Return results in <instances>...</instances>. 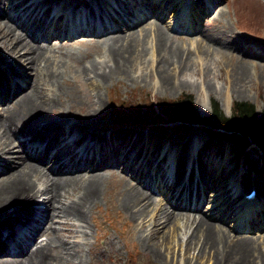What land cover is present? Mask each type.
<instances>
[{
    "label": "bare ground",
    "instance_id": "obj_1",
    "mask_svg": "<svg viewBox=\"0 0 264 264\" xmlns=\"http://www.w3.org/2000/svg\"><path fill=\"white\" fill-rule=\"evenodd\" d=\"M43 1L50 4L45 6ZM117 1L33 0L25 3L24 0H0V15L7 2H11L9 7L16 12L7 20L0 16V59L6 54L13 57L4 62L15 79L19 77L16 73L30 77L29 83H25L29 89L20 92L24 84L15 82L12 86L9 78L4 81L0 74V102L9 99L0 106V166L3 165L0 171L5 172L0 176V264H49V258L60 264H84L82 250L89 233L86 218L98 197L103 195L106 182L110 190L107 200L113 204L117 199V206L137 219L140 226L145 225L150 215V230L141 234L144 246L157 248L158 242L167 241L175 224H181L185 229L183 251L188 255L192 253L197 258L207 255L214 259L213 264H264V181L256 168L258 162L262 165L264 156L254 159L247 152L228 151V147L202 137L192 146L191 134L186 138L190 145L189 141L185 142L173 151L164 150L150 133L130 131L100 133L106 142L90 143L93 136L88 131V118L101 107V85L112 75L127 72L126 66L134 54L140 52L139 41L145 37L142 31L137 34L134 26L129 27L125 2ZM193 1L196 0L177 2L184 20L189 18L188 14H199V3ZM68 5L69 10L65 8ZM77 6H81L80 9ZM223 14L218 12L219 17ZM47 18L51 20L47 22ZM36 28H40L39 35L33 34ZM152 29L156 56L161 54L157 59L158 86L182 88L188 79L180 81L175 74L185 70V73H193V67L188 66V54L168 38L163 26L154 23ZM75 32L89 33L96 38L95 35L103 33L101 37L106 44L103 51L100 50L104 57H92L81 63L80 73H75L71 82L63 68H67L68 61L75 60V56L65 47L84 43L85 39L81 36L70 41L69 35ZM201 36L208 49L209 43H215L218 46L211 51H220L227 61H231V57L235 60L234 85L240 86L249 58L261 57L245 46V38H237L225 26L217 35L208 28ZM229 43L234 51L221 50ZM81 73L89 82L76 77ZM126 77H134L130 69ZM77 80L81 95L74 87ZM77 97L82 101L80 108H87L84 115H72L63 108L65 101L71 104ZM51 112H55V116H50ZM66 134L70 140L61 142L59 139ZM63 155L67 156L63 159ZM212 159L222 165L216 171H225L228 167L234 172L228 185L220 187L225 195L216 198L232 200L239 216L234 228L258 230L262 234L261 245L253 236L225 232V227L222 229L219 225L224 218H217L218 214L213 211L209 215L197 211L200 202L206 200ZM116 166L120 168L118 173L114 170ZM142 173L148 177L143 179L144 185L132 184L127 178ZM246 185L257 189L255 197L244 199L245 192L242 193L240 187ZM157 189L163 192L164 203L152 194ZM170 196L175 198L170 201ZM42 202L47 211L41 214L38 203ZM55 216L77 221L73 224L75 228L56 237L46 234L44 241H37L40 229L35 220L48 218L50 226ZM70 236L76 239L70 240ZM56 246L61 248L59 253L52 252ZM230 255L234 263L227 258ZM164 264L170 263L164 261Z\"/></svg>",
    "mask_w": 264,
    "mask_h": 264
},
{
    "label": "rangeland",
    "instance_id": "obj_2",
    "mask_svg": "<svg viewBox=\"0 0 264 264\" xmlns=\"http://www.w3.org/2000/svg\"><path fill=\"white\" fill-rule=\"evenodd\" d=\"M17 1L22 2L23 0ZM31 1L33 0H24L25 3ZM122 1L125 2L124 5L127 7L124 12H129V27L134 26L133 28L137 30L136 33L138 34L142 31V35L145 37L139 41L141 45L140 52L134 54L129 66H126L127 72L130 69L134 77H126L127 72L122 75L114 74L101 85L99 89L101 107L97 113L90 114L93 116L88 118V121H90L88 131L93 136L90 141L98 144L105 143L106 138L100 137V133H119L122 131H130L131 133L140 132L141 134L150 133L155 141L162 144L164 150L170 149L173 151L175 147L178 149L185 142L189 141L188 145H190V140H186V138L187 135L191 134L193 138L192 146L193 143L202 137L203 140L216 142L222 145L223 148L228 147V151L231 149L238 154L247 152L254 159L264 156V148L258 146L259 144L256 142L248 141L244 146H240L228 139L224 140L221 134L226 131L223 128H213L204 123L203 120L198 122L169 120V115L165 113V109L159 106L166 103L169 99L178 98L181 94H188L193 99L198 116L202 118L210 116L212 104L215 101L225 116L231 114L232 103L234 101L250 102L254 105L255 112L260 113L264 106V0H196L193 2L199 3V14L196 16L188 14L189 18L186 20L179 13L180 8L177 7L178 0ZM10 3L7 2L5 11L2 10V15L0 16L3 20H7L16 13L15 10L9 7ZM77 3L78 5L84 4ZM43 4L47 6L50 3L43 1ZM77 7L80 9L81 6ZM65 8L69 10L71 7L68 5ZM219 11L224 13L221 17L218 16ZM49 20L51 19L47 18V22ZM154 23L163 26V29L169 36L168 38L178 43L190 58L188 66L193 67V73H185L187 71L185 70L179 75L175 74L176 79L179 78L180 81L188 79L183 82L182 88H160L156 82V70L159 66L157 59L160 58L161 54L158 53L156 56L152 29ZM224 26L232 30L237 38H245V46L251 52L261 55L260 58H249V63L242 72L240 86L234 85L236 83L233 84L232 76L235 72L234 69L237 68L235 65L233 66L235 60L231 57V61H227L222 57L220 51L218 53L211 51L213 47L218 46L217 44L209 43L210 47L208 49L201 41L203 38L201 34L205 29L209 28L214 32V35H217ZM39 33L40 28H36L33 31V34L36 35H39ZM33 34H31L32 37H34ZM101 34L95 35L97 38L92 37V34L89 33L79 35V33L75 32L69 35L68 39L70 41H74L81 36L85 38L83 40L84 43H73L65 47V49L72 51L75 56V60H69L70 65L67 68H63L69 81L73 82L75 78L73 75L80 73L79 65L81 63L92 57L96 59L104 57L101 51H103L106 43L102 40L101 36L105 34ZM98 36L101 38L98 39ZM221 50H225L226 52L234 51L231 43L226 46V49L222 48ZM86 54H88L87 57ZM5 59L12 60L13 57L6 54L4 59H0V74L4 78L2 80L6 81L9 78L12 86L15 82L19 85L24 84L18 91L26 92L29 87L25 83H29L30 77L16 73L19 77L18 80L15 79L16 76L10 73L11 69H8L6 66ZM18 69H21V67L18 66ZM194 71L197 73H194ZM76 77L84 83L89 82L84 73L77 74ZM78 84L79 80L76 81L74 87L79 92V95H81ZM90 88H92L91 85ZM12 90V87L9 88V91L12 92ZM8 100L7 98L3 99L0 102V106L5 105ZM81 103L82 101L77 97L74 103L70 104L69 101H65L63 108L69 114L84 115L83 112H86L87 108H80ZM135 112H140L142 115H134ZM50 116H55V112H51ZM79 131L86 132L84 130ZM81 132L80 134H82ZM59 140L67 142L70 139L66 134L63 139ZM55 142L56 140L52 144ZM54 149L55 147L52 146L51 151ZM207 150L211 152L212 149L209 148ZM66 156L63 155L62 158L64 159ZM211 162L212 164L209 166V171L211 170L210 183L205 192L206 200L204 199L200 202L197 211L205 215H209L213 211L219 215H216L217 218H224L219 225L222 229L225 227L223 229L225 232L228 233L229 231L231 234L253 236L258 238L261 245L262 237L260 235L262 234L258 230L234 228L235 220L239 219V216L236 213L237 209L233 207L234 203L232 200L226 201L224 197L216 198L218 195H225L220 187L228 185L229 177L234 172L228 167L225 171H221L222 165L219 166L213 159ZM262 165L258 162L256 168L260 170L258 175L264 181V162H262ZM5 166L8 165L5 164ZM218 166L220 169L216 171ZM119 169L116 166L114 168L115 173H118ZM4 174L5 172L0 171V176ZM127 178L132 184L137 186L144 185L143 179H148V177L145 178L143 173L138 174V176L135 175V177L128 175ZM250 188V185H246L240 187V190L242 193H246ZM143 189L146 190V188ZM109 194V182H106L103 190L104 196L100 195L98 197L97 204L86 218L89 233L86 238L87 243L83 245L82 250L85 258L84 264H164V261L170 264H213L214 259L207 255L197 258L192 253L188 255L183 251L185 229L181 224H175V230H170L171 232L168 234L169 237L167 236V241L158 242L157 248L144 246L141 241V234L148 233L150 230V215H147L145 225L140 226L137 219L130 217L128 213L117 206V199L113 201V204L107 200ZM152 194L157 200H161L164 203L163 192L161 193L157 189ZM172 198L175 197H168L170 201L173 200ZM38 204L42 208L41 214L47 211L44 209V202ZM256 206H259V202ZM75 222L77 221L55 216L49 226L48 218L43 221L36 219L35 225H38L40 229L37 232L39 235L37 241H44L46 234H51L55 237L66 234L68 229L75 228L73 226ZM216 223L218 224V222ZM69 239L75 240L76 238L70 236ZM261 249L263 248L261 247ZM60 251L61 248L59 246H56L52 250L54 253H59ZM218 254L222 255L221 253ZM231 256L227 258L230 262L234 263ZM49 264L60 263L49 258ZM221 264L223 263L221 262Z\"/></svg>",
    "mask_w": 264,
    "mask_h": 264
},
{
    "label": "trees",
    "instance_id": "obj_3",
    "mask_svg": "<svg viewBox=\"0 0 264 264\" xmlns=\"http://www.w3.org/2000/svg\"><path fill=\"white\" fill-rule=\"evenodd\" d=\"M159 106L165 109V113L169 115L168 119L186 122L203 120L213 128H223L226 131L223 136L229 140L240 145L252 140L264 148V106L260 113H256L252 103L234 101L231 114L225 116L215 101L212 104V113L206 118L198 116L193 99L188 94H181L178 98L169 99ZM134 115L142 114L135 112Z\"/></svg>",
    "mask_w": 264,
    "mask_h": 264
}]
</instances>
